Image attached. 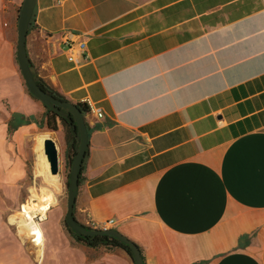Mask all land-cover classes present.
I'll list each match as a JSON object with an SVG mask.
<instances>
[{"label": "crops", "instance_id": "crops-1", "mask_svg": "<svg viewBox=\"0 0 264 264\" xmlns=\"http://www.w3.org/2000/svg\"><path fill=\"white\" fill-rule=\"evenodd\" d=\"M23 3L0 0V264H135L80 241L34 254L4 215L46 115L17 61ZM27 50L38 78L95 111L80 223L115 221L146 264H264V0H37Z\"/></svg>", "mask_w": 264, "mask_h": 264}, {"label": "water", "instance_id": "water-1", "mask_svg": "<svg viewBox=\"0 0 264 264\" xmlns=\"http://www.w3.org/2000/svg\"><path fill=\"white\" fill-rule=\"evenodd\" d=\"M36 4L37 0H24L22 5L18 23V40L16 47L17 61L28 91L46 107L52 109L70 123L75 121V127L79 134L80 147L77 154L70 161L71 170L69 176L67 213L65 217L66 225L79 237L109 236L117 239L131 248L133 253L132 260L135 264H144L142 252L139 246L131 239L115 229L89 230L82 223H80L75 216L74 211L80 186V179L89 147V130L85 115L76 104L68 101H61L53 95H50L45 92L36 81L34 71L32 69V62L27 50V37L34 16ZM64 110L70 111L72 117L66 115ZM45 153L51 165V174H59L60 156L56 142L52 137H48L45 140Z\"/></svg>", "mask_w": 264, "mask_h": 264}, {"label": "rangeland", "instance_id": "rangeland-1", "mask_svg": "<svg viewBox=\"0 0 264 264\" xmlns=\"http://www.w3.org/2000/svg\"><path fill=\"white\" fill-rule=\"evenodd\" d=\"M44 133H48L51 136L54 135L52 137H54L55 139L57 138V143L59 144V155L63 160V190L61 192H57L56 190L52 189L49 186L47 180L42 175L37 174V152L36 149L34 150V147L35 143L38 140V137ZM65 136L66 132L62 126H59L58 131H52L49 130L46 125V117L43 118V120L39 121L38 135L31 145L30 156L28 159L27 176L23 181L22 188L19 191L8 193L6 197L7 206L4 215L9 220L14 231L19 234L20 237L26 241V243H28V249H31L34 254L37 253L36 251H34L35 249H37V247L34 246L35 244H33V240L31 238H29L28 236L24 237L22 235V229L19 221L20 218L25 217V213L22 210L24 204L31 205L35 203L41 205L40 199L43 200V195L48 194V192L54 194L56 198V204L48 213V219L42 220L39 211L37 212V218H35V221L39 224V226L45 233L46 241L44 251L48 250V248H52L53 246L56 249L74 248V246H76L78 242L75 236L69 232L65 221L67 213V202L69 197V176L71 170L69 159L67 157V145ZM33 195H35V197ZM77 214L78 212L76 209L75 216H77ZM13 217L15 218L14 222L11 219ZM86 226H88V224H86ZM46 264H48V262Z\"/></svg>", "mask_w": 264, "mask_h": 264}, {"label": "bare ground", "instance_id": "bare-ground-1", "mask_svg": "<svg viewBox=\"0 0 264 264\" xmlns=\"http://www.w3.org/2000/svg\"><path fill=\"white\" fill-rule=\"evenodd\" d=\"M54 136V135H52ZM50 134H41L38 137V140L36 142V152H37V165L38 172L37 174L42 175L48 182L49 186L56 190L57 192H61L63 190V160L60 156V163H59V174L52 175L51 174V165L48 161V157L45 153V140L48 137H52ZM54 141L56 142L58 151L60 152L59 144L57 143V138L55 139L52 137ZM60 154V153H59ZM50 189V188H49ZM47 190V188H46ZM45 190V192H46ZM48 192V191H47ZM39 193V192H38ZM50 193V194H49ZM33 194V193H32ZM37 194V193H36ZM43 194V193H42ZM45 194V193H44ZM35 197V195H33ZM44 198L41 200L40 204H31V205H25L23 206V211L25 213L24 218H20V225H21V232L22 235L28 236L31 238L34 242V244L38 247V253L40 255L43 254L44 251V234L39 226V224L35 221V218H37V212L39 211L41 215V219H45L48 217V213L51 210V208L56 204V198L54 194H51V192H48V194L43 195ZM39 200V199H38ZM39 205V206H38ZM13 222L15 218H12Z\"/></svg>", "mask_w": 264, "mask_h": 264}, {"label": "trees", "instance_id": "trees-1", "mask_svg": "<svg viewBox=\"0 0 264 264\" xmlns=\"http://www.w3.org/2000/svg\"><path fill=\"white\" fill-rule=\"evenodd\" d=\"M32 26H33V19H32L31 25H30V29ZM30 29H29V31H30ZM32 69H33V65H32ZM34 75H35L37 83L45 92L49 93L50 95H53L54 97H56L57 99H59L61 101H67L63 96H61L58 92H56L55 89L53 87H51L48 83H46L43 79L38 78L35 73H34ZM77 106L81 109V111L83 112L84 115H86L89 112V108L86 107L85 105L78 104ZM45 108H46V115H45L46 125L49 128V130L58 131L59 126H62L65 129V132H66L65 138H66V145H67V157H68L69 163H70L71 159L77 154L79 147H80L79 134H78L76 127H75V121H72L70 123L64 117H62L58 113L54 112L52 109H50L46 106H45ZM64 113L66 115H68L69 117H72L70 111L64 110ZM14 118L16 119V121H18V119H19L18 116L14 117ZM22 123H26V122L22 121ZM87 155H88V152H87ZM86 158H87V156H86ZM80 181H81V179H80ZM74 213L76 214V207H75ZM84 226L89 230H95L89 226H86V225H84ZM67 228H68L69 232L77 238L78 241L85 243L89 247H92V248L106 247L109 249L120 248V249H123L124 251H126L128 253V255L132 258L133 253H132L131 248L128 247L127 245L123 244L121 241H119L117 239H114V238L109 237V236L79 237L73 231H71L68 226H67ZM139 248L142 252L143 263L146 264L144 252L140 246H139Z\"/></svg>", "mask_w": 264, "mask_h": 264}, {"label": "built area", "instance_id": "built-area-1", "mask_svg": "<svg viewBox=\"0 0 264 264\" xmlns=\"http://www.w3.org/2000/svg\"><path fill=\"white\" fill-rule=\"evenodd\" d=\"M62 1H59L61 3ZM77 38L74 40V38ZM65 53L68 56L70 62L82 66L86 61L88 46L85 40H82L78 35H71L69 38L65 40ZM95 112L93 109L89 108V112ZM97 116L99 118H103L104 114L101 111H98ZM115 221L111 220L106 223H102L100 228H95L91 223L88 224L91 228L95 230H109L112 226H114Z\"/></svg>", "mask_w": 264, "mask_h": 264}]
</instances>
